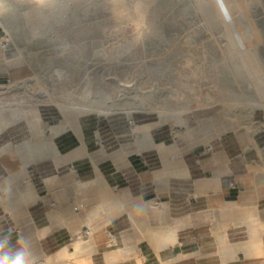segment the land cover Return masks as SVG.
<instances>
[{
    "label": "crops",
    "instance_id": "1",
    "mask_svg": "<svg viewBox=\"0 0 264 264\" xmlns=\"http://www.w3.org/2000/svg\"><path fill=\"white\" fill-rule=\"evenodd\" d=\"M2 27L0 19V86L24 71L23 43ZM74 48L87 64L77 46L58 52ZM79 63L56 67L71 72L68 86H79ZM128 114L73 119L55 105H21L18 122L0 129V242L9 237L0 255L23 251L36 264H264V129L202 143L189 117L203 113ZM79 202L84 211L73 208Z\"/></svg>",
    "mask_w": 264,
    "mask_h": 264
},
{
    "label": "bare ground",
    "instance_id": "2",
    "mask_svg": "<svg viewBox=\"0 0 264 264\" xmlns=\"http://www.w3.org/2000/svg\"><path fill=\"white\" fill-rule=\"evenodd\" d=\"M187 1L195 9L198 21L212 38V45L217 51L215 57H210L209 52L212 49L206 43H196L194 48L189 49L188 58L180 61L172 83L166 76L168 60L165 54H151L148 58V55L142 56L123 72H117L118 65L134 52L142 29L147 23L146 12L151 0H139L135 5L138 16L134 19L135 23L130 25V28L135 29L132 35L124 34L127 29L125 25H111L105 30L109 37L99 40L89 48L87 56L85 42L57 43L58 50L62 51L77 46L82 52V57L88 62L86 71L79 78L78 87L67 85L71 72L54 68L46 82L49 84L46 88L48 97L59 110L70 111L73 119L82 111H93L99 116L128 114L138 109H147L146 101L151 97L148 92L153 93L169 83L170 91L167 97L173 101L166 98L157 107L150 105L148 109L165 113L166 118L171 121L177 120L186 111L202 110L209 105L222 104L227 108L238 105L251 111L264 109V28L253 18L254 10L263 7L264 0H225L231 15L230 23L225 22L219 14L215 0ZM33 12L26 16V23L36 28L37 19L34 18ZM155 20L156 13L152 14L149 22L154 24ZM93 61H100L104 71H91ZM134 84L141 90H149L145 96H135L138 104L115 103L122 89ZM59 89L62 90L59 92ZM34 101L36 100L33 93L27 92L19 96L12 93L6 109H0V129L7 123L11 126L18 122L21 105ZM252 128L254 130L251 134L261 130L259 124Z\"/></svg>",
    "mask_w": 264,
    "mask_h": 264
},
{
    "label": "rangeland",
    "instance_id": "3",
    "mask_svg": "<svg viewBox=\"0 0 264 264\" xmlns=\"http://www.w3.org/2000/svg\"><path fill=\"white\" fill-rule=\"evenodd\" d=\"M138 1L0 0V19L3 30L17 32L18 41L23 43L22 54L17 65L24 70L20 75L0 86V106L2 107L0 109H6L8 101L12 98L11 92L16 94L14 96L30 92L33 93L39 106H54V101L46 93V88L49 87L46 82L50 72L63 65V61L80 62L74 69L73 78L76 80L78 73L87 67L86 63L81 62V56L77 55V48L72 49L70 54L60 55L57 43L70 41L73 44H80L85 42L87 44L85 56H87L89 48L97 44L99 40L109 37L105 30L111 25H125L130 31L128 30V32L126 29L124 34L132 35L135 33V29L130 28V25L135 23L134 19L138 16L135 7ZM151 2L146 12L147 23L142 29L140 41L134 52L118 65L117 72H123L131 63L139 61L142 56L148 55V58L151 54H165L168 60L166 76L172 83L181 64L180 61L188 58L189 49L194 48L196 43H206L212 49L209 52L210 57L217 55V51L212 45V38L198 21L199 17L195 9L189 5L187 0H154ZM152 10L156 13L154 24L149 22L154 14ZM32 11H34V18L37 19L36 28L26 23V16L30 15ZM253 18L261 28H264V5L254 10ZM180 43L184 46H181ZM91 71L97 73L104 71L101 62L92 63ZM136 86L134 84L131 87L123 88L115 103L137 105L138 99L135 96H145L149 90H141ZM169 86L168 83L153 93L148 92L151 97L147 98V105H145L147 109H138L126 116L133 121L136 115L159 116L162 117V121H168L165 113L148 108L150 105L157 107L166 98L168 101H173L172 98L167 97L170 91ZM181 89H183L182 86ZM201 99L206 98L201 97ZM193 113H203L198 121L193 116L189 117V122L197 128L198 141L202 143H211L219 134L227 130L239 128L251 133L254 130L252 127L256 124L261 126V130L264 129V109L251 111L238 105L227 108L220 104L209 105L202 110L193 111ZM80 114L99 116L93 111H82Z\"/></svg>",
    "mask_w": 264,
    "mask_h": 264
},
{
    "label": "clouds",
    "instance_id": "4",
    "mask_svg": "<svg viewBox=\"0 0 264 264\" xmlns=\"http://www.w3.org/2000/svg\"><path fill=\"white\" fill-rule=\"evenodd\" d=\"M217 9L221 17L224 19L225 22H231V15L228 9L225 0H215ZM9 237L6 236L4 241L0 242V250L4 248V245L8 242ZM0 264H36L35 260H27L25 259V255L23 251L18 252L14 257L9 254L5 253L0 255Z\"/></svg>",
    "mask_w": 264,
    "mask_h": 264
},
{
    "label": "built area",
    "instance_id": "5",
    "mask_svg": "<svg viewBox=\"0 0 264 264\" xmlns=\"http://www.w3.org/2000/svg\"><path fill=\"white\" fill-rule=\"evenodd\" d=\"M83 207V203L82 202H79L78 204H76L73 208L74 209H82Z\"/></svg>",
    "mask_w": 264,
    "mask_h": 264
}]
</instances>
